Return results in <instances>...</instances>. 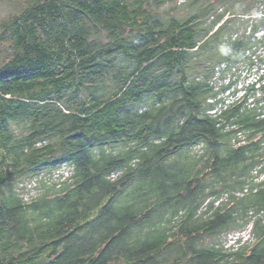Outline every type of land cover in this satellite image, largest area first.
<instances>
[{
	"label": "trees",
	"instance_id": "obj_1",
	"mask_svg": "<svg viewBox=\"0 0 264 264\" xmlns=\"http://www.w3.org/2000/svg\"><path fill=\"white\" fill-rule=\"evenodd\" d=\"M180 1H0V264H264V0Z\"/></svg>",
	"mask_w": 264,
	"mask_h": 264
},
{
	"label": "rangeland",
	"instance_id": "obj_2",
	"mask_svg": "<svg viewBox=\"0 0 264 264\" xmlns=\"http://www.w3.org/2000/svg\"><path fill=\"white\" fill-rule=\"evenodd\" d=\"M1 1V0H0ZM1 3V2H0ZM183 3V0L180 1V4ZM263 8H261L258 12L257 17L261 18L264 17V14L262 13ZM12 12V9L10 7H7V4H0V22L7 17V15ZM257 37H262L264 40V22L260 24V28L257 34ZM257 56L261 57V60H256L255 65L251 69L247 68H241L240 73L238 74L239 76L236 77V79H239L238 84L235 86L237 87L238 91L237 92V97H241L244 93L245 87L248 85H251L253 83H256V81L259 79L261 75L264 74V44H262L258 50H257ZM234 89H231V92H233ZM230 93H226V98L228 97ZM232 95V94H230ZM235 98L231 97L229 98V101H233ZM228 101V102H229ZM30 194L29 195H34L37 192V189L35 190V187L33 189L29 190ZM26 198H28V194H26ZM247 236V233L243 234L241 237H231V236H226L224 238L225 244L227 247L230 246H236L234 244L237 242L239 239L243 242L245 240V237ZM242 238V239H241Z\"/></svg>",
	"mask_w": 264,
	"mask_h": 264
},
{
	"label": "built area",
	"instance_id": "obj_3",
	"mask_svg": "<svg viewBox=\"0 0 264 264\" xmlns=\"http://www.w3.org/2000/svg\"><path fill=\"white\" fill-rule=\"evenodd\" d=\"M244 91V90H243ZM72 169L70 168V167H68V166H63L59 171H57L55 174H54V179H58L60 176H64V178H66V177H68L70 174H71V171ZM264 177H262V179H263ZM23 186V185H22ZM34 186H35V182H32L31 184H27V190H30V189H33L34 188ZM251 229H252V225H250L249 226V228L247 229V231H243V232H239V233H236V234H233V235H231V237L233 238V237H235V236H237V237H241L243 234H245V233H247V236L245 237V240H243V242H245V241H249V240H252V238H251V234H250V231H251ZM242 239V238H241ZM240 240V239H239ZM238 240V241H239ZM238 241L237 242H235L234 244H236L237 245V243H238Z\"/></svg>",
	"mask_w": 264,
	"mask_h": 264
}]
</instances>
